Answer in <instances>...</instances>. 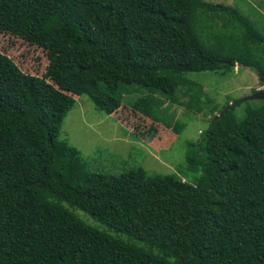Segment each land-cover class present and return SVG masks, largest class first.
<instances>
[{
    "label": "trees",
    "instance_id": "trees-1",
    "mask_svg": "<svg viewBox=\"0 0 264 264\" xmlns=\"http://www.w3.org/2000/svg\"><path fill=\"white\" fill-rule=\"evenodd\" d=\"M0 32L48 62L37 77L0 53V264H264V102L211 118L192 185L92 171L60 137L74 96L111 116L120 86L148 91L134 107L152 121L154 94L202 110L185 74L264 73L254 22L203 0H0Z\"/></svg>",
    "mask_w": 264,
    "mask_h": 264
},
{
    "label": "rangeland",
    "instance_id": "rangeland-1",
    "mask_svg": "<svg viewBox=\"0 0 264 264\" xmlns=\"http://www.w3.org/2000/svg\"><path fill=\"white\" fill-rule=\"evenodd\" d=\"M203 1L236 7L254 22L264 36V0H245L246 4L244 0ZM0 53L11 57L24 73L37 77L44 74L48 63L45 52L2 32ZM223 72L184 75L203 89L202 101L207 99L208 102L200 111L185 107L188 98L176 103L154 94V98L160 101H155L151 107L154 121L134 107L137 98L148 94L144 88L120 86L117 96H122L123 104L111 116L97 111L87 96H74V106L63 119L60 137L80 152L92 171L120 175L140 168L149 176H171L192 185L201 172L188 168L190 145H199L203 141L211 118L222 112L226 104L264 89L255 70L233 65ZM260 102L249 101L254 106ZM245 105L246 102L235 108L238 119L244 116ZM177 123L183 127L179 125L177 130ZM150 130L152 133L148 134ZM76 213L88 224L95 225L83 212L77 210Z\"/></svg>",
    "mask_w": 264,
    "mask_h": 264
},
{
    "label": "water",
    "instance_id": "water-1",
    "mask_svg": "<svg viewBox=\"0 0 264 264\" xmlns=\"http://www.w3.org/2000/svg\"><path fill=\"white\" fill-rule=\"evenodd\" d=\"M257 76L259 78L260 83L263 84L264 87V73H262L261 71L257 72ZM262 101L264 102V89L260 90V91H256L255 93H253L250 96H247L245 98H242L238 101H234L233 103L229 104L220 114L219 116L221 117L224 113H226L227 111H234V109L238 106H240L241 104L245 103V102H249V101Z\"/></svg>",
    "mask_w": 264,
    "mask_h": 264
},
{
    "label": "flooded vegetation",
    "instance_id": "flooded-vegetation-1",
    "mask_svg": "<svg viewBox=\"0 0 264 264\" xmlns=\"http://www.w3.org/2000/svg\"><path fill=\"white\" fill-rule=\"evenodd\" d=\"M244 4H246L245 0H244ZM261 86H263V84ZM262 89H263V87H262ZM257 91H260V90H257Z\"/></svg>",
    "mask_w": 264,
    "mask_h": 264
}]
</instances>
